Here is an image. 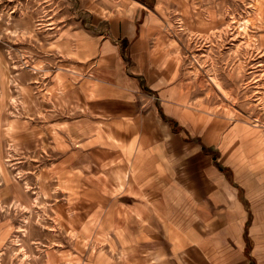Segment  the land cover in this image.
I'll return each mask as SVG.
<instances>
[{
	"label": "rangeland",
	"instance_id": "rangeland-1",
	"mask_svg": "<svg viewBox=\"0 0 264 264\" xmlns=\"http://www.w3.org/2000/svg\"><path fill=\"white\" fill-rule=\"evenodd\" d=\"M140 6L183 97L264 129V0H0V264H174L153 244L96 235L90 187L112 158L79 149L77 119L88 136L90 111L61 89L70 59L60 29Z\"/></svg>",
	"mask_w": 264,
	"mask_h": 264
},
{
	"label": "crops",
	"instance_id": "crops-1",
	"mask_svg": "<svg viewBox=\"0 0 264 264\" xmlns=\"http://www.w3.org/2000/svg\"><path fill=\"white\" fill-rule=\"evenodd\" d=\"M132 14L56 36L70 59L61 89L94 125L85 136L77 119L79 149L112 158L90 187L96 235L153 244L174 264H264V129L183 97L153 16Z\"/></svg>",
	"mask_w": 264,
	"mask_h": 264
}]
</instances>
